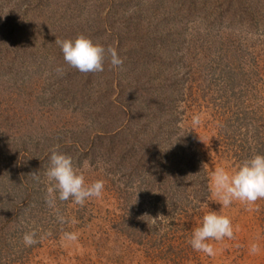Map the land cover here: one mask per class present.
Returning <instances> with one entry per match:
<instances>
[{
    "label": "trees",
    "instance_id": "1",
    "mask_svg": "<svg viewBox=\"0 0 264 264\" xmlns=\"http://www.w3.org/2000/svg\"><path fill=\"white\" fill-rule=\"evenodd\" d=\"M52 1L38 0L15 11L9 0H0V80L8 81L22 69L29 74L37 67V50L30 43L37 29L32 16L36 11L47 15ZM127 1L107 0V7L102 5L98 14L101 25L81 34L105 48H116L122 59L126 56L127 71L117 69L109 96L105 90H88L84 84L91 75L69 67L62 74L55 72L52 81L49 76L45 89L50 94L48 104L64 115L63 121L72 124L77 112L85 116L77 127L8 134L0 125V264L25 263L44 241L58 238L65 230L68 206L74 202L57 198L51 207L46 202L52 186L46 170L55 147L72 158L88 183L104 178L117 199L119 231L137 243L154 234L161 242L178 221L187 222L206 204L211 192L203 157L177 111L183 81L193 72L202 78L206 74L211 84L216 82L211 91L225 99L218 101L222 110L218 132L227 134L233 123L244 131L246 158L264 154L254 117L257 108L244 104L250 92L255 93L248 102L258 99V80H264V65L259 68L258 63L264 51H256L254 56L259 58L252 67L247 63L249 48L254 50L260 41L243 38L249 47H243L246 52L242 53V44L237 45L239 40L234 38L244 31L247 35L253 31L258 38L264 34V0H223L210 7L195 0H165L168 10H158L156 17L161 18L144 34H139L142 25L136 17L148 0H133V10L127 9ZM161 1L147 4L157 6ZM189 21L194 25L189 26ZM195 24L197 30L203 24V34L193 33ZM132 39L139 44L146 40L147 47L137 48L140 45L130 43ZM106 64L110 59L106 58ZM109 72L113 75L111 68ZM196 92L207 95L200 86ZM38 106L48 112L43 103ZM9 119L1 118L5 126ZM89 124L96 127L88 131ZM30 231L36 233L38 243L26 247L23 235Z\"/></svg>",
    "mask_w": 264,
    "mask_h": 264
},
{
    "label": "rangeland",
    "instance_id": "2",
    "mask_svg": "<svg viewBox=\"0 0 264 264\" xmlns=\"http://www.w3.org/2000/svg\"><path fill=\"white\" fill-rule=\"evenodd\" d=\"M9 1L10 7L15 11L38 3V0ZM150 1L152 0L144 1L145 3L140 7L142 13L136 17V21L142 25L139 34L149 32V28L158 23L161 18L159 15L156 17L158 10H168V2L166 3L165 0L157 6L153 2L152 5H148ZM180 1L184 2V0ZM195 1L210 7L223 0ZM106 3L107 0H53L52 9L47 12L49 19L46 14L38 15L39 11L32 16L33 22L37 23V29L36 33L31 36L30 43L35 51L37 50L34 56L37 67L29 74H25V70L22 69L12 73L13 78H9L8 81L0 80L3 88V92H0V125H4L3 128L8 134L14 132L18 134L25 130L40 134L42 130L49 131L50 129L52 132L53 128L70 131L78 126L80 118H85L83 114L77 112L72 124L63 121L61 118L64 115L48 104L50 94L45 89V84L49 76L52 81L57 67H62L65 71L70 67L65 63L62 51L55 40L75 39L82 33H88L87 29L91 27L98 28L101 25V22H98V14L102 5L107 7ZM127 3L129 5L127 9L133 10L135 1L130 0ZM15 14L17 15V12ZM197 21L199 18L195 20V23ZM191 25H194L193 21H189V26ZM202 27H204L203 24L197 30L198 26L195 24L193 33L195 34L197 30L198 34H203ZM80 28L84 30L81 31ZM238 34L241 36L236 35L234 38L239 40L237 45L242 44V48L249 47L243 38L247 41L249 37L257 38L256 40L260 41L254 50L249 48L251 56L247 59L250 61L246 62L253 67L259 58L258 55L254 56L257 54L256 51H264V44H262L264 34L262 32L259 38L253 31L249 35L245 31ZM27 35L29 33L24 37ZM130 43L135 46L140 45L136 46L137 48L146 46V40L139 44L132 39ZM244 48L242 53L246 52ZM263 58L264 55L260 58L261 64L258 63L259 68L264 65ZM239 59L241 61V56ZM123 61V65L119 68L127 71L125 55ZM110 68L113 70V75L109 72ZM117 69L111 64H106L103 72L86 73L91 77L84 86L91 92L105 90L109 96L111 94L110 85H116ZM198 75L193 72L189 74L187 80L183 81V94L179 98L177 111L184 127L193 132V141L201 151L210 187L211 174L216 168L224 167L227 170H234L247 159L243 148V145L247 146V144L243 140L245 138L243 129H236L233 123L228 127L227 134L223 135L218 132V121L222 112L218 101H225V99H219V92L211 91L216 82L211 84L212 81H209L206 74L203 78L199 73ZM262 77L264 78V75ZM258 81L260 88L259 94L256 93L258 99H249L250 102H248V97L254 98L255 92H250L249 96L244 99V104L257 108L254 117L257 120L256 125L260 137L258 140L264 142V80ZM199 86L207 90L205 97L197 94L196 89ZM210 91L212 94H209ZM111 99L114 98L111 97ZM205 99L207 103H204ZM39 103L45 105L47 113H44V109L38 106ZM194 115L201 117L199 126L194 127L192 124ZM6 116L12 119H9V124L5 126L1 118ZM58 120L60 123L56 122ZM95 127V124H89L88 131ZM100 180L104 182L102 195L99 198L87 200L83 205L71 203L65 216L68 221L65 230L61 231L58 238H49L44 241L23 264H264V199L257 200L253 204L233 201L230 206L222 207L218 199L210 194L206 204L195 211L191 217L186 218L187 222L178 221L166 236L161 237V242L157 240L158 234H154L155 244L154 237L137 243L119 231L118 224L121 219L120 211L116 206L117 199L114 198L112 190L109 191L106 187L104 178ZM210 211H217L218 214L228 216L234 230L232 239L225 238L219 242H211L215 250L213 256L194 251L190 245L193 230L202 221L203 216ZM66 232L77 233L78 239L67 241L64 238ZM253 244L258 246L259 250L256 253L251 252Z\"/></svg>",
    "mask_w": 264,
    "mask_h": 264
},
{
    "label": "clouds",
    "instance_id": "3",
    "mask_svg": "<svg viewBox=\"0 0 264 264\" xmlns=\"http://www.w3.org/2000/svg\"><path fill=\"white\" fill-rule=\"evenodd\" d=\"M55 43L59 45L65 63L81 73L103 72L106 58H110L113 68H119L124 63L116 48H105L85 35H79L75 39H56ZM56 71L62 74L64 69L57 67ZM200 123V115H194L193 126H199ZM46 176L52 185L46 198L50 207L57 198L61 201L71 199L75 204L83 205L91 198H99L104 191L102 180L88 183L84 174L73 166L72 158L59 152L58 147L51 150ZM210 192L222 207L230 206L233 201L253 204L264 199V154H255L245 159L234 170L216 168L211 174ZM233 236L231 219L218 214L217 211H210L203 216L200 226L193 230L190 245L194 251L213 256L215 250L211 242L232 239ZM64 238L67 241H76L78 234L66 232ZM23 243L26 247L38 243L36 233L26 232L23 235ZM258 250V246L253 244L251 252L256 253Z\"/></svg>",
    "mask_w": 264,
    "mask_h": 264
}]
</instances>
